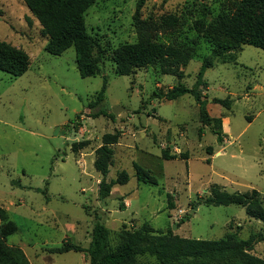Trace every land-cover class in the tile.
<instances>
[{"label":"rangeland","instance_id":"obj_1","mask_svg":"<svg viewBox=\"0 0 264 264\" xmlns=\"http://www.w3.org/2000/svg\"><path fill=\"white\" fill-rule=\"evenodd\" d=\"M139 1L97 0L87 10V31L104 51L94 52L98 75L82 78L74 48L51 55L49 39L24 1L0 0V42L31 61L22 77L0 71V209L19 228L4 244V261L23 256L29 264H89L84 253L51 250L65 244L88 249L97 223L109 230L113 247L124 228L133 231L144 224L194 240L253 236L250 254L264 261L262 221L242 206L205 203L219 187L228 193L256 191L264 208V51L244 46L236 62L214 60L199 90L210 116L222 119L223 134L209 126L200 137L203 125L194 97H158L178 85L194 87L201 58L211 55L204 41L201 58L181 69L182 78L164 74L160 66L131 76L117 73L114 51L138 42L133 18ZM184 2L144 0L142 19L176 14ZM213 8L214 15L221 11L219 4ZM106 134L120 135L107 181L125 171L130 182L101 200L102 176L94 163ZM165 149L178 159L164 160ZM185 154L188 159L181 157ZM134 164L158 185L138 183ZM136 264L161 263L144 257Z\"/></svg>","mask_w":264,"mask_h":264},{"label":"trees","instance_id":"obj_2","mask_svg":"<svg viewBox=\"0 0 264 264\" xmlns=\"http://www.w3.org/2000/svg\"><path fill=\"white\" fill-rule=\"evenodd\" d=\"M42 26V33L49 39L47 51L59 56L70 48L77 55V65L82 78H94L99 73V59L94 52L104 51L101 44L89 35L85 14L97 0H23ZM219 4L221 11L214 15L213 5ZM144 0L137 4L133 18L138 36L135 44H124L113 53V62L120 76H131L135 71L162 67L166 75L183 77L182 68L195 58H201L199 49L204 41L211 55L201 58L202 66L198 80L192 89L181 85L173 87L158 98L174 101L183 96L195 98L200 110L203 128L213 126L222 138L223 121L213 118L207 110V99L199 90L204 85L206 72L214 67L215 59L226 63L236 62V53L244 46H252L264 51V0H185L180 12L164 14L158 18L142 19ZM212 17V21L208 19ZM31 66L30 58L23 51L5 42H0V71L14 78L25 75ZM106 90V80L99 94L102 99ZM215 103L226 105L225 100L215 99ZM220 138V139H221ZM119 134H106L103 144L96 150L95 170L101 174L99 198L107 199L113 188L126 185L130 176L122 171L111 181H107L113 165L114 146L119 143ZM85 146V145H83ZM188 159V155H182ZM164 160H176L169 150H162ZM210 163V160H208ZM136 178L140 184L158 185L151 173L134 164ZM208 206L238 205L246 209L247 215L264 223V208L258 199V192L228 193L216 187L205 201ZM174 209V203H170ZM123 210V209H122ZM0 264H29L23 256L13 261H4L6 240L19 232L13 221L0 209ZM256 243L255 237L240 240L234 234L217 241H205L167 235L144 224L137 230L123 229L119 234V244L112 246L109 230L97 223L92 232L88 249L73 244H65L51 250L52 253H84L89 264H136L140 258L152 257L161 264H264V261L250 254Z\"/></svg>","mask_w":264,"mask_h":264},{"label":"water","instance_id":"obj_3","mask_svg":"<svg viewBox=\"0 0 264 264\" xmlns=\"http://www.w3.org/2000/svg\"><path fill=\"white\" fill-rule=\"evenodd\" d=\"M120 112H121V109L118 108V107H116V108L114 109V111H113V113H114L115 115H118Z\"/></svg>","mask_w":264,"mask_h":264}]
</instances>
